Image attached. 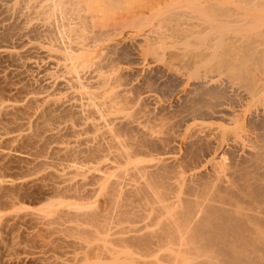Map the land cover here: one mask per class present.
Wrapping results in <instances>:
<instances>
[{
    "label": "bare ground",
    "instance_id": "bare-ground-1",
    "mask_svg": "<svg viewBox=\"0 0 264 264\" xmlns=\"http://www.w3.org/2000/svg\"><path fill=\"white\" fill-rule=\"evenodd\" d=\"M104 2L0 0V33L8 32L0 42V79L14 76L10 89L19 82L32 86L20 100L35 104L16 126L30 129L43 107L69 112L60 119L54 115L44 128L57 155L24 153L31 184L41 185L45 199L60 198L23 207L8 188L12 180L0 177L6 195L0 264H151L135 260V253L147 257L163 247L168 248L161 256L167 252L170 264L180 256L193 257V264H264V133L253 135L245 122L230 117L227 126L218 123L222 144L211 148L209 133L195 124L178 154L170 132L176 123L163 135L152 129L145 90L131 94L134 87L109 70L105 74L104 59L86 64L84 72L87 61H97L89 53L97 41L91 25L102 17ZM44 58L64 79L52 90L34 85L56 76ZM217 87L202 84L204 112L232 113L224 108L226 91ZM18 106L19 98L0 96V114ZM19 132L0 127V142L15 141ZM7 239L17 251L7 247Z\"/></svg>",
    "mask_w": 264,
    "mask_h": 264
},
{
    "label": "rangeland",
    "instance_id": "rangeland-1",
    "mask_svg": "<svg viewBox=\"0 0 264 264\" xmlns=\"http://www.w3.org/2000/svg\"><path fill=\"white\" fill-rule=\"evenodd\" d=\"M104 3L102 17L95 21L96 24L92 23L96 26L91 25L97 41L88 52L92 53V58L97 61H90L91 66L87 61L83 66L87 64L89 67H94L93 64L101 63L104 59L105 63L103 61L101 66L103 64V68L107 67L102 68L105 74L109 70V75H118V81L127 82L129 87H134L131 94L145 90V94L150 95L148 106L153 115L149 124L152 129L163 135L162 130L165 132L168 124L170 126L176 123L175 129L173 127L170 132L174 134L173 144L178 154L183 152L184 147L186 148L184 140L195 124L202 126L205 135L209 133L207 136L211 138V148H219V144H222V131L218 126L219 124L227 126L230 117L245 122L246 129L253 135L264 133L262 128L264 126V0H106ZM7 34L8 32L0 33V42L8 37ZM67 42L72 43V40ZM93 42L94 39L92 44ZM39 55L42 56V53ZM44 61H47L49 71L56 75L58 72L56 70L60 69L53 64L48 65L46 58ZM2 63L5 64L0 60V69ZM44 65L41 64V70ZM85 67H83L85 71L82 69L84 72L87 71ZM68 75L70 76L71 73ZM72 75L75 73L73 72ZM57 76L58 74L54 76L57 82L54 79L40 82L39 79L34 85L50 86L52 90L64 80ZM205 81L218 86L219 90L224 88V92L227 93L224 108L231 110L232 113L223 111L211 116L204 112L206 104H202L201 100L204 97L200 96V92ZM14 82H16L15 77L10 74L5 79H0V96L19 98L18 107L0 114V127L12 134L20 131L21 135L19 134L18 139L13 142H8L5 138L0 142V150H2L0 177L14 180L15 185L11 186L12 181L9 182L10 185L7 184L11 186H8L11 194L15 195L19 205L33 209L39 204L43 205V202H48V199L60 198L62 194H48V199H45L47 195L44 196L41 185L31 184L30 179L33 178L29 171L31 168L24 153L31 150L37 154L48 152L57 155L50 151L51 148L49 149L51 139L45 134L44 128L48 123L52 125L55 119L65 117L66 114L68 116L69 112L64 111V113L63 110L55 109L51 111V108L43 107L44 112L40 110V114L38 113L41 116L33 117V126L23 131L20 126L19 128L16 126V122L29 117L35 104L26 100L21 101L20 98L23 99V95L32 86L19 82L17 90L10 89ZM197 97H201L200 102ZM54 115L57 116L55 119ZM251 117L254 120L258 119V124L249 119ZM261 119L262 121H259ZM261 123L263 125H260ZM227 146L229 147L227 144L224 145L225 148H228ZM180 148L182 152L179 153ZM3 192L5 193L4 190H0V209L5 207L3 199L6 195H3ZM155 226L152 229H156ZM16 241L19 243V237ZM27 243L34 245L31 241ZM6 245L9 248L12 246L13 251L18 250L14 245L17 248L15 250L10 239H7ZM166 248L168 247L161 248L163 251L158 249L157 252L155 249H153L155 251H145L148 254L151 252L150 255L145 253L147 257L135 253V260L146 258L147 262L154 264L160 258L163 261L161 263L159 260L160 264L166 262L170 264L167 252L166 256L163 257L164 254L161 256L167 251ZM166 257L168 261L165 260ZM192 258L180 256L178 263L174 260L171 263L193 264Z\"/></svg>",
    "mask_w": 264,
    "mask_h": 264
}]
</instances>
